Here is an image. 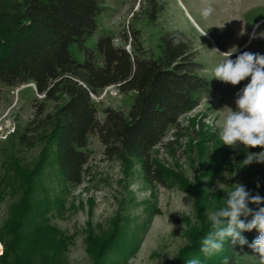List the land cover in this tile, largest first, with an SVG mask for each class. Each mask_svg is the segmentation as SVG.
<instances>
[{"label":"rangeland","instance_id":"obj_1","mask_svg":"<svg viewBox=\"0 0 264 264\" xmlns=\"http://www.w3.org/2000/svg\"><path fill=\"white\" fill-rule=\"evenodd\" d=\"M150 1L103 0L98 29L87 47L110 36L115 45L130 50L121 35L131 27L141 31L145 49L156 57L162 33L183 34L191 43L196 62L203 66L200 74L214 89L152 151V159L171 186L147 183L138 160H107L96 136L89 141L83 184L69 191L52 185L40 168L46 149L41 137L28 146L18 139L9 141L10 135L23 131L32 120L34 103L42 97L33 85L1 86L0 258L5 245H14L15 236L20 235L22 242L15 241L18 255L32 256L31 264H97L100 251L115 241L102 264H184L193 259L188 253L201 242L210 223L207 211L214 205L223 207L236 183L264 197V163L246 167L230 162L219 138L226 110H218L225 105L236 109V93L250 77L236 86L212 78L214 67L223 59L215 49L226 52L237 47L232 59L243 51L264 54V38L250 39L254 30L264 32V0H210L214 11L206 19L200 15L205 0H154L159 6L155 24L149 19ZM242 28L245 34L240 36ZM203 32L206 34L201 35ZM71 51L82 61L76 46ZM132 96L113 87L106 89L95 98L100 119L108 107L127 113ZM262 150L258 147L254 152ZM27 202L41 216L26 224L30 228L19 231ZM256 207H264V203ZM119 251L124 256L115 254ZM171 255L176 258L170 259ZM239 264L260 261L244 258Z\"/></svg>","mask_w":264,"mask_h":264},{"label":"trees","instance_id":"obj_2","mask_svg":"<svg viewBox=\"0 0 264 264\" xmlns=\"http://www.w3.org/2000/svg\"><path fill=\"white\" fill-rule=\"evenodd\" d=\"M150 2L149 19L155 24L159 6L154 0ZM103 10V0H0V87L33 85L42 97L34 103L32 120L23 131L10 135L9 141L18 139L28 146L41 137L46 145L41 171L64 191L83 184L92 136L98 137L107 160H138L147 183L169 188L152 151L182 116L200 106L214 84L201 76L203 66L196 62L191 43L180 33L160 35L157 57L145 49L141 31L134 27L121 35L129 51L115 45L110 36L101 37L93 48L87 47ZM73 46L82 61L71 51ZM111 87L122 95L132 94V104L127 113L106 108L101 120L95 98ZM257 148L225 145L226 158L241 164L246 152ZM249 207L258 209L256 205ZM36 210L27 202L19 231L30 228L27 225L33 218L41 216ZM211 231L209 223L201 242L188 253L201 264H223L225 257L229 264H239L244 258L259 259L248 245L230 240L220 253L205 256L202 241ZM242 235L250 244L259 233L253 229ZM15 238L22 242V236ZM15 241L5 245L2 264H12L13 260L14 264H31L32 256L18 255ZM59 243L52 242L50 247ZM112 244L116 241L100 251L97 264H102ZM115 254L124 256L121 251Z\"/></svg>","mask_w":264,"mask_h":264},{"label":"clouds","instance_id":"obj_3","mask_svg":"<svg viewBox=\"0 0 264 264\" xmlns=\"http://www.w3.org/2000/svg\"><path fill=\"white\" fill-rule=\"evenodd\" d=\"M213 11L210 0H205L200 15L206 19ZM255 27L258 28L259 25ZM205 34L206 32H203L201 35ZM244 34L245 30L242 28L239 35ZM257 36L264 38V32L256 33L254 30L250 39ZM215 50L223 59L214 67L212 78L236 86L250 77V81L236 93V109L225 105L218 110H226L220 125L219 138L223 145L233 149H239L241 145L246 149L257 147L264 149V54L243 51L232 59L237 47L234 46L226 52ZM253 163H264V150L246 152L242 164L247 167ZM259 187L260 184L257 182L256 188ZM261 203H264V197L258 192L253 194L244 184L236 183L234 189L227 193L223 207L216 208L214 205L212 210L207 211L213 231L202 241L201 251L204 255L210 257L220 253L224 243L230 240L232 244L248 245L253 253L258 254L256 256L260 264H264V207L258 209L249 207L251 204ZM249 216L250 220L247 219ZM253 229L257 230L259 235L249 244L242 233ZM169 258L174 259L176 256L171 255ZM186 264H201V261L194 258L187 260ZM223 264H229L227 257L224 258Z\"/></svg>","mask_w":264,"mask_h":264},{"label":"built area","instance_id":"obj_4","mask_svg":"<svg viewBox=\"0 0 264 264\" xmlns=\"http://www.w3.org/2000/svg\"><path fill=\"white\" fill-rule=\"evenodd\" d=\"M129 51V49H127Z\"/></svg>","mask_w":264,"mask_h":264}]
</instances>
